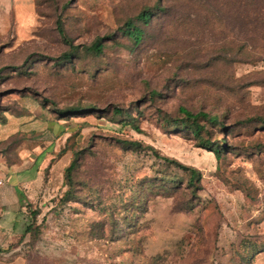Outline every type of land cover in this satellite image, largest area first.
Segmentation results:
<instances>
[{
    "label": "rangeland",
    "instance_id": "rangeland-1",
    "mask_svg": "<svg viewBox=\"0 0 264 264\" xmlns=\"http://www.w3.org/2000/svg\"><path fill=\"white\" fill-rule=\"evenodd\" d=\"M14 1L0 0L11 191L0 264H264V25L253 12L240 27L234 0H34L19 24ZM147 9L149 24L136 18ZM59 15L80 46L69 59ZM131 19L145 32L137 46L123 32ZM97 40L101 54L85 50ZM181 107L218 117L202 137L220 158Z\"/></svg>",
    "mask_w": 264,
    "mask_h": 264
},
{
    "label": "trees",
    "instance_id": "trees-1",
    "mask_svg": "<svg viewBox=\"0 0 264 264\" xmlns=\"http://www.w3.org/2000/svg\"><path fill=\"white\" fill-rule=\"evenodd\" d=\"M229 8L231 9V5L228 4ZM233 10L236 11L237 15V20H239V26L243 27L245 24L243 21H245V16L244 13L250 9L253 12V17L250 20V23L252 24H259V25H264V0H234V3L232 4ZM153 17V12L152 10H143L139 15L136 17L137 20L143 21L145 24H149L152 20ZM246 22V21H245ZM57 28L60 32V34L63 36L65 42L70 46L71 51L65 52L64 53V58L69 59L73 51L78 49L80 46L79 45H74L72 40L67 37L65 33V29L63 26L62 22V15H59L57 18ZM123 32L125 35L129 37L130 40L134 42V44L137 46L139 45L143 39H144V29L137 25L133 19L128 20L123 28ZM85 50L88 52H93L95 54H101L103 49H104V44L101 42V40H97L93 42L90 46H84ZM180 111L185 114V117L181 121L183 126L185 128H189L190 132L192 133L193 136H196L197 138H200V144L203 148L212 151L216 154L218 158L222 156V147L220 144H214L212 141L208 139H204L202 137V132L205 129V124L202 123L203 120H207L210 123H216L218 121V117L216 116H210L206 112H198V113H193L189 110H187L184 107L180 108ZM74 112V111H73ZM63 115H65L67 112L66 111H61ZM116 113H123L122 109H116ZM264 122V121H263ZM134 128L139 130V127L132 123ZM124 144L130 145V146H139L140 143L137 141H122ZM152 150L155 152V155H159L155 149L152 148ZM79 156V152H76V157ZM164 159L167 162L174 163L178 165L179 167L183 168L184 170H187L190 172V181L193 182L194 179L199 178V171L191 166H187L184 164H181L179 161L175 159H171L169 157H164ZM76 161H72L70 165L66 168V174H67V179L72 181V171L74 170L76 166Z\"/></svg>",
    "mask_w": 264,
    "mask_h": 264
},
{
    "label": "crops",
    "instance_id": "crops-1",
    "mask_svg": "<svg viewBox=\"0 0 264 264\" xmlns=\"http://www.w3.org/2000/svg\"><path fill=\"white\" fill-rule=\"evenodd\" d=\"M17 2V4H16ZM26 3H29V11H26ZM14 7L16 12V17L19 19L20 23H27L30 22V20L33 17V14L35 12V1L34 0H15L14 1ZM0 176H6L5 171L3 167L0 166ZM11 191H9L6 186H3L0 188V212L2 213L4 210V207H9V204L11 203ZM15 202V201H12ZM19 200H17L15 203L18 204ZM14 203V204H15ZM7 209V208H6ZM9 208L7 209V211ZM9 213V212H8ZM2 225V224H1Z\"/></svg>",
    "mask_w": 264,
    "mask_h": 264
},
{
    "label": "built area",
    "instance_id": "built-area-1",
    "mask_svg": "<svg viewBox=\"0 0 264 264\" xmlns=\"http://www.w3.org/2000/svg\"><path fill=\"white\" fill-rule=\"evenodd\" d=\"M6 184V179L4 176H0V188H2Z\"/></svg>",
    "mask_w": 264,
    "mask_h": 264
}]
</instances>
